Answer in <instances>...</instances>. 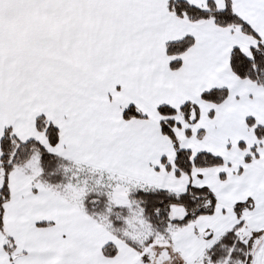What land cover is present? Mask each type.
I'll use <instances>...</instances> for the list:
<instances>
[{
	"label": "snow or ice",
	"instance_id": "snow-or-ice-1",
	"mask_svg": "<svg viewBox=\"0 0 264 264\" xmlns=\"http://www.w3.org/2000/svg\"><path fill=\"white\" fill-rule=\"evenodd\" d=\"M0 264H264V0H0Z\"/></svg>",
	"mask_w": 264,
	"mask_h": 264
}]
</instances>
